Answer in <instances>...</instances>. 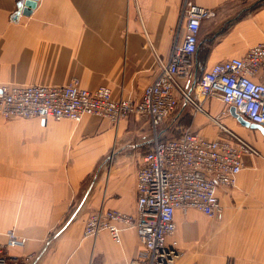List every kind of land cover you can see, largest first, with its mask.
Returning a JSON list of instances; mask_svg holds the SVG:
<instances>
[{
    "label": "crops",
    "instance_id": "0c3cea01",
    "mask_svg": "<svg viewBox=\"0 0 264 264\" xmlns=\"http://www.w3.org/2000/svg\"><path fill=\"white\" fill-rule=\"evenodd\" d=\"M26 1L0 0V86L77 82L139 101L158 61L169 58L183 0H39L25 15ZM192 2L212 16L202 24L194 77L183 81L190 91L203 73L264 39V0ZM202 109L180 98L171 125L211 140L225 135L216 121L245 130L259 154L245 157L234 187L218 190L217 217L176 212L174 264H264V133L242 126L214 97ZM153 142L148 120L136 115L114 124L95 116L5 120L0 112V244L10 231L25 238L8 250L11 258H30L23 264H133L143 251L135 230H123L121 243L108 232H83L98 211L135 214L137 173Z\"/></svg>",
    "mask_w": 264,
    "mask_h": 264
},
{
    "label": "built area",
    "instance_id": "2783aa9c",
    "mask_svg": "<svg viewBox=\"0 0 264 264\" xmlns=\"http://www.w3.org/2000/svg\"><path fill=\"white\" fill-rule=\"evenodd\" d=\"M211 16L209 9L192 0L182 1L179 31L169 58L158 61V74L139 101L116 100L108 87L90 91L77 82L64 86H0V112L5 120L81 122L86 116H95L118 124L131 115L148 120L154 142L137 173L135 214L98 211L86 219L83 232L85 238L108 232L121 243L123 230H135L143 251L133 264H174L177 243L169 240L177 229L176 212L195 210L210 219L217 217L222 211L218 190L234 187L245 168V157L259 154L217 121L225 135L213 140L189 130L176 137H169L168 130L159 132L177 112L180 98L203 111L202 103L214 97L224 106L235 108L246 121L264 126V39L243 57L227 59L203 73L191 91L183 83L194 77L202 24ZM25 243V238L8 232L6 244H0V264L30 262V258L19 260L8 254L9 249Z\"/></svg>",
    "mask_w": 264,
    "mask_h": 264
},
{
    "label": "water",
    "instance_id": "95a60500",
    "mask_svg": "<svg viewBox=\"0 0 264 264\" xmlns=\"http://www.w3.org/2000/svg\"><path fill=\"white\" fill-rule=\"evenodd\" d=\"M38 1H39V0H27V1L25 2V4H24V5H25L24 14H25V15H30L31 12H32L33 10L36 9L37 4H38ZM231 114H232V115H233V116L239 121V123H240L242 126H244V127H248V128H252V129H258V130H260L262 133H264V126H262V125L252 124V123L246 121L243 117H241V116H239V115L237 114V111H236L235 108H232V109H231Z\"/></svg>",
    "mask_w": 264,
    "mask_h": 264
},
{
    "label": "rangeland",
    "instance_id": "374dc122",
    "mask_svg": "<svg viewBox=\"0 0 264 264\" xmlns=\"http://www.w3.org/2000/svg\"><path fill=\"white\" fill-rule=\"evenodd\" d=\"M175 117H176V114H174V115H172V117H170L169 119H168V121H166L163 125H162V129H164L165 127H166V129L169 131V137H172L173 135H177V134H181V130H178L177 128H178V126H177V128L175 129V125H174V128H173V130L171 131V129H172V125H173V123L172 122H174V119H175ZM184 121H186V122H189L190 121V116L189 117H186L185 118V120ZM176 122V121H175ZM175 122H174V124H175ZM171 123H172V125H171ZM175 129V130H174ZM242 131H244V132H242ZM233 132L234 133H236L237 135H239L243 140H245L248 144H250L248 141H247V139H246V133H245V130H241V131H239L238 129H236V128H234L233 129ZM251 145V144H250Z\"/></svg>",
    "mask_w": 264,
    "mask_h": 264
},
{
    "label": "trees",
    "instance_id": "16d2710c",
    "mask_svg": "<svg viewBox=\"0 0 264 264\" xmlns=\"http://www.w3.org/2000/svg\"><path fill=\"white\" fill-rule=\"evenodd\" d=\"M173 130V127H172V129H171V131ZM175 130V129H174ZM183 132V131H182ZM178 135H180V134H177V135H173V137H176V136H178Z\"/></svg>",
    "mask_w": 264,
    "mask_h": 264
},
{
    "label": "snow or ice",
    "instance_id": "6c2138e0",
    "mask_svg": "<svg viewBox=\"0 0 264 264\" xmlns=\"http://www.w3.org/2000/svg\"><path fill=\"white\" fill-rule=\"evenodd\" d=\"M22 6V5H21Z\"/></svg>",
    "mask_w": 264,
    "mask_h": 264
}]
</instances>
